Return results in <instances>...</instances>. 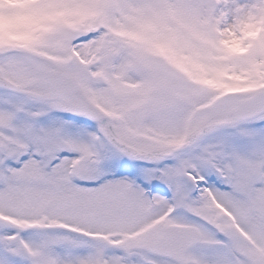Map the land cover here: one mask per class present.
I'll return each instance as SVG.
<instances>
[{
	"label": "snow or ice",
	"instance_id": "1",
	"mask_svg": "<svg viewBox=\"0 0 264 264\" xmlns=\"http://www.w3.org/2000/svg\"><path fill=\"white\" fill-rule=\"evenodd\" d=\"M0 264H264V0H0Z\"/></svg>",
	"mask_w": 264,
	"mask_h": 264
}]
</instances>
